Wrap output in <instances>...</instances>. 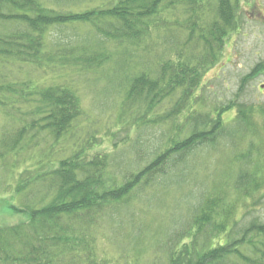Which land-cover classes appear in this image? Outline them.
<instances>
[{
	"label": "trees",
	"instance_id": "trees-1",
	"mask_svg": "<svg viewBox=\"0 0 264 264\" xmlns=\"http://www.w3.org/2000/svg\"><path fill=\"white\" fill-rule=\"evenodd\" d=\"M42 1L0 0V110L9 109L19 121L14 136L13 131L9 137L4 134L2 148L15 153L31 131L59 141L82 116L72 86L37 87V92L31 82L13 83L8 75L11 66L38 69L58 62L59 55L73 66L86 62L82 48L68 57V50L45 49L51 28L71 24L89 26L103 42L140 50L143 56L154 54L152 64L137 61L134 67L145 68L135 73L127 71L123 60L125 103L141 110L142 125L170 123L173 135H180L169 137L162 150L142 151L139 161L145 163L128 175L113 169L110 155L83 153L53 166L46 175L36 173L28 184L42 179L45 191L38 200L26 194L27 202H20L24 219L0 228V264H138L99 253L96 228L105 209H124L140 193L162 188L196 152L216 151L227 139L233 146L225 148L231 152V165L224 184L205 185L196 211L166 240L163 264H264V223L245 215V208L253 207L252 201L263 190L264 171L252 155L253 148L243 151L242 147L245 114L238 94L243 85L227 104L211 107L202 83L226 39L238 32L243 0H112L107 7L84 13H51ZM177 33L187 34L186 41L181 49L165 50L163 58L157 47L161 37L176 40ZM90 63L95 64L94 59ZM23 104L28 108L22 109ZM232 110L233 125L224 126L222 116ZM4 115L14 117L10 112ZM187 131L189 135L184 134ZM26 183L16 185L13 192L20 196ZM142 242L138 238L137 244Z\"/></svg>",
	"mask_w": 264,
	"mask_h": 264
},
{
	"label": "rangeland",
	"instance_id": "rangeland-1",
	"mask_svg": "<svg viewBox=\"0 0 264 264\" xmlns=\"http://www.w3.org/2000/svg\"><path fill=\"white\" fill-rule=\"evenodd\" d=\"M111 1L42 2L51 13H84L107 7ZM263 10L262 7L258 8L264 14ZM239 15L238 32L226 39L221 54L206 70L202 83L206 85V93L211 97V107L227 104L235 98L238 88L243 85L242 93L238 94L245 114L242 147L243 151L253 148L252 155L260 162L263 173L264 89L259 86L264 84V78L251 81L248 87L241 80L257 61L264 60V40L260 39L261 44L258 45L259 39L256 38L257 35L262 37L264 28L253 20L256 17L250 18L244 13L243 1ZM66 26H54L49 30V35L45 36V49L52 52L56 50L58 53L68 50L65 55L68 57L71 52L72 55L77 54L82 48L83 56H88L85 58L86 62L83 60V64L73 66L70 59L62 61L63 55H59L58 62L41 65L38 69L11 66L8 75L13 83L31 82L37 92V87L45 89L72 86L78 92L82 116L59 141L48 134L31 131L15 153L8 152L7 148L0 145V228L16 225L24 219L20 202H27L26 194L28 196L29 193L31 200H38L45 191L42 179L28 184L36 173L44 172L43 175H46L53 166L71 157L78 158L83 153L85 156L110 155L113 169H117L122 175H128L145 163L140 164L139 161L142 160L140 156L143 157V152H148L151 148L162 150L169 137L180 135H173L170 123L165 122L158 127L142 125L139 121L141 110L125 103L120 74L124 69L123 60L128 63L127 71L135 73L139 68H145L134 67L136 62L142 60L144 64H152L154 54L146 53L143 56L140 50L130 48L128 51L124 47H117L116 43L103 42L89 26ZM186 39L187 34L177 33V41L169 40L167 35H163L157 47L164 58L165 50L170 51L171 46L172 49L173 46L181 49ZM92 59L95 64H88ZM99 60H102L101 63ZM167 103L165 101L164 105ZM26 108L28 105L23 104L22 109ZM4 112H10L14 116L9 109L0 110V141L5 135L9 137L13 129L18 130L16 128L19 123L16 116L6 118ZM177 118L181 122L184 120L182 115ZM234 118V110L225 112L222 116L224 126L231 127ZM184 134L189 135L190 132ZM232 146L230 139H227V142L216 147V151L210 148L200 150L177 175L175 173L174 177L168 178L162 188L158 186L144 194L140 193L124 209L107 207L105 217L96 228L99 253H105L106 257L111 258L135 260L138 264H163L166 257L163 246L166 240L190 218L191 211H196L201 191L207 188L205 185L212 184L213 188L224 184L225 172L231 165V152L225 148ZM257 148H261L260 152H256ZM25 182L28 184L25 191L17 196L13 192L15 186ZM252 203L255 205L245 208V215L264 223V187ZM138 238L143 242L137 244Z\"/></svg>",
	"mask_w": 264,
	"mask_h": 264
},
{
	"label": "flooded vegetation",
	"instance_id": "flooded-vegetation-1",
	"mask_svg": "<svg viewBox=\"0 0 264 264\" xmlns=\"http://www.w3.org/2000/svg\"><path fill=\"white\" fill-rule=\"evenodd\" d=\"M243 6H244V13L248 14L250 18L256 17L257 20L256 19L253 20L257 21V23L264 28V14L263 12L258 11V8L260 7L264 8V0H254V1L243 0ZM256 38L259 39L258 40L259 43L257 44L260 45L261 40H264V34L262 35L261 38L258 37V35ZM259 77L264 78V60L257 61L255 63V65L250 70V72L243 77V82L245 83V86L248 87L251 81L258 79ZM259 88H262L263 90L264 84L260 85Z\"/></svg>",
	"mask_w": 264,
	"mask_h": 264
}]
</instances>
